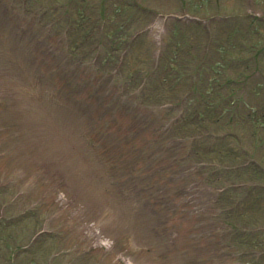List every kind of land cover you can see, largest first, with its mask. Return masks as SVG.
<instances>
[{
    "label": "rangeland",
    "instance_id": "1",
    "mask_svg": "<svg viewBox=\"0 0 264 264\" xmlns=\"http://www.w3.org/2000/svg\"><path fill=\"white\" fill-rule=\"evenodd\" d=\"M12 1L0 0V90L5 95L0 102V207L6 205L5 216L15 225L0 227V264H264V188L257 197L261 198L259 203L252 202L257 196L252 192L251 201H244L240 214L235 212L232 218L238 228L246 231L243 239L233 232L225 239L219 231L224 229V223L215 214L219 210L209 206L208 193L193 188L181 196L185 183L176 179L179 174L169 177L171 183L165 177L168 171L154 172L153 176L158 169L152 164V150L146 148L141 158L150 160L153 171L147 169L145 174L143 163L129 158L138 159L140 153L135 149L138 137L132 134L135 119L127 118L134 114H127L119 104L73 94L70 84L60 78L62 71L70 77L75 73L67 68L63 57L47 53L32 26L26 25L23 30L18 25V13L6 8ZM51 1L60 0H41L43 5ZM91 1L94 6L101 2ZM138 1L157 9L149 15L151 21L141 18L132 27L118 28L120 32L113 34L109 30V35L117 36L121 42L137 26L147 24L149 28L147 35L136 41L126 74L134 72V66L147 68L154 40L158 45L168 43V56L173 55L174 44L183 41L189 63L200 56L215 68V61L224 65L230 61L232 65L221 67L220 74L233 78L251 76L243 84L232 85L237 102L225 101L224 106L215 107V116L221 120L213 124V130L229 125V129L242 131L248 138L244 136L248 147L264 163V19L258 16L264 15V0ZM113 2L132 12L122 0H109L108 8L112 9ZM187 13L198 18H189ZM178 17L183 19L176 21L174 18ZM208 17L213 23L210 29L204 26ZM115 27L118 25L112 21L110 29ZM87 29L91 40H96L92 25ZM110 47L111 53H106L111 56L105 65L114 73L116 60L109 43ZM218 48L225 50L227 60L220 58ZM101 49L105 52L103 46ZM238 58L243 59L242 65L233 62ZM91 61L92 58L86 60V64ZM137 72L144 73L141 69ZM200 73L204 76L199 87L209 95L206 91L215 87L209 81L212 74L207 67L201 68ZM187 86L188 83L184 87ZM167 97H171L169 92ZM242 98L243 102L238 101ZM123 114L127 117L119 116ZM95 137L99 143L91 147L89 139ZM230 139L232 143L220 142L218 149L222 145L232 147L236 142ZM155 146L161 158L168 159L159 155L173 151L161 153L162 143ZM218 157L224 163L235 162L222 157V153ZM128 160L136 164L137 182L127 180ZM238 177L247 178L243 174ZM260 182L264 183V176ZM28 205H34L40 217L30 215L29 219L18 220L19 208L23 207L24 212ZM41 227L55 230V237L30 245L29 251L14 256L20 247L14 244L25 245L34 230ZM252 240L260 248L248 250L247 254L245 247ZM51 254L54 259L49 262ZM13 256L15 263L11 261Z\"/></svg>",
    "mask_w": 264,
    "mask_h": 264
},
{
    "label": "trees",
    "instance_id": "2",
    "mask_svg": "<svg viewBox=\"0 0 264 264\" xmlns=\"http://www.w3.org/2000/svg\"><path fill=\"white\" fill-rule=\"evenodd\" d=\"M84 19H86V17H84ZM82 37H85V34H81ZM111 43H113L114 39L111 38ZM110 43V44H111ZM76 47V45H74V48ZM178 50H181V47H177L176 48V52H178ZM110 52V51H108ZM180 52V51H179ZM111 53V52H110ZM107 56H111V54H108ZM184 59V60H183ZM100 63V62H99ZM171 63H176L175 65H173L176 69L177 68H181L182 66H186L187 65V61L186 59L181 55H177L175 57L174 62L171 61ZM164 69V75L162 76V79H160V81H158V87L155 88L153 90V94H151V92L146 91L141 89L139 94H140V99L142 100L143 103H146L145 97L148 96L150 98H152L151 102L152 105L153 104H160V103H164L166 101H168L170 98L167 97L168 92H164L167 89V85L171 84L174 85L176 82H179L183 79L184 77V70L180 69V70H175V69H171L168 66L164 65L163 66ZM140 72H131L128 75H124V76H118L119 81H122L126 84L132 83L134 82L137 77H140ZM86 79L76 82L78 85H81L80 88L82 89V91L80 92L85 98H89L92 99L94 97L90 96L89 97V92L86 91V87L84 81ZM216 80H220V78H216ZM73 82L75 80H72ZM76 81H78V79H76ZM150 82L152 80H149ZM89 83V85L93 84V80L88 79L87 81ZM86 83V81H85ZM124 85V84H123ZM170 85V86H171ZM94 91V90H93ZM114 92L112 93V97L110 98V101H117V102H124L125 98H127L128 92H122L121 94H118L116 92V90H113ZM182 91L179 89H176V87L172 90H170V93H175V96H177L179 93H181ZM208 94L211 95L212 91L211 89H208L206 91ZM136 94V95H139ZM122 95H125V97L121 98ZM210 95H206L205 93H203L202 91H198L197 88L192 87L191 90H189L187 92V95L185 97V104L182 107H179L178 105H176L174 108L171 109H166L165 110V116L164 119L165 121H161L160 116H156L158 113L156 112H152L151 114L153 116L147 118V121H143L142 120V115H145L147 113H140L138 111V109H136L137 111H135V113H138L137 116H133L131 117V119H135L134 122V131L137 134V143L135 144V149H137L140 153L138 154V160L142 159L141 156H144L145 151L144 149L147 148H151V149H155V151H158V148L155 146V144H165L164 148H174V142H179L177 144V149H180L182 147H188L187 146V138L193 139L192 141V145L190 147V150L192 151V153L190 155H188L187 157H176L175 154H170V156L168 157L169 159H165V158H161V157H156V155L154 158L155 162H159L158 164H156V167H161L162 171L166 170L167 168H173L177 163H180L182 160H184L185 158L188 160H204L206 162H208V160L206 159H202V154H200V149H202L204 147V143L205 142H209L211 140V138H213V134L210 132V129L208 127V123H211V120L213 119V112H212V105H217L219 104L217 101H215ZM107 96V95H105ZM174 96V97H175ZM92 97V98H91ZM148 106V105H147ZM175 109H179L180 110V114L177 115ZM223 114V110L221 112ZM149 114V113H148ZM212 118V119H211ZM167 120H170L167 122ZM121 121V120H119ZM99 129L102 127L101 124H98ZM199 127H201L199 129ZM200 130L205 132L206 134L209 135V137H200L199 133ZM196 132H199L197 137H195ZM94 134V133H93ZM148 135H150L148 137ZM147 136V138H146ZM226 139H221V144L224 142H226ZM90 141L93 143L94 146H97L99 141L95 140V139H90ZM224 147V145H222ZM145 147V148H144ZM184 147V148H185ZM225 148V147H224ZM175 149V148H174ZM236 149V148H235ZM226 152H228L227 149L221 151V153H223V155H226ZM163 154L159 155V156H163ZM117 161V160H116ZM128 166H132V161L128 160L127 161ZM214 165L217 167L219 166L218 163L216 161H214ZM173 166V167H172ZM160 169V168H159ZM230 171L226 170L225 171V175L222 176L218 181L220 184H222V186H225L227 184H230L231 182H234L233 175L229 174ZM126 174L129 175L130 172L128 170V167H126ZM238 173H235V178L240 179V177H238ZM210 180L209 182H211L213 179H215L214 176H210ZM236 180V179H235ZM227 189V187L225 188ZM225 191V190H224ZM227 192V191H226ZM238 193H235V196H237ZM233 196V195H232ZM223 198H227V197H223ZM258 203V202H256ZM225 217L226 219L230 216V212L225 211ZM24 219V217H19V219ZM18 219V220H19ZM228 222H230L227 219ZM230 226L233 225V222L231 221V223H228ZM15 223L14 222H9V220H5L4 222H2V224H0V227L4 226L5 228H11L12 226H14ZM234 232V230L232 231ZM251 235V234H248ZM9 236H13V233L10 231ZM245 236V235H244ZM244 236H241L242 238ZM253 236V235H252ZM252 242H254L252 240Z\"/></svg>",
    "mask_w": 264,
    "mask_h": 264
}]
</instances>
